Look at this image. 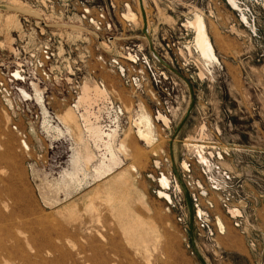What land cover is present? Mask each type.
Listing matches in <instances>:
<instances>
[{
  "label": "rangeland",
  "instance_id": "1",
  "mask_svg": "<svg viewBox=\"0 0 264 264\" xmlns=\"http://www.w3.org/2000/svg\"><path fill=\"white\" fill-rule=\"evenodd\" d=\"M142 2L182 78L138 0H0V264H264V0Z\"/></svg>",
  "mask_w": 264,
  "mask_h": 264
},
{
  "label": "bare ground",
  "instance_id": "2",
  "mask_svg": "<svg viewBox=\"0 0 264 264\" xmlns=\"http://www.w3.org/2000/svg\"><path fill=\"white\" fill-rule=\"evenodd\" d=\"M36 14V13H35ZM126 18H128L130 21H133L135 22V20L137 19L135 14L134 13H128V15H125ZM193 26H194V29H195V32H196V36H195V47L196 49L199 51L200 55L206 59L207 61H209L210 57H211V45H210V42L208 40V37L205 33V30H204V24H203V21H202V18L200 16H196L195 19L193 20ZM210 64V63H209ZM202 75V74H201ZM15 76L17 78L18 77V73L15 72ZM16 78V79H17ZM83 87H85L83 85ZM83 87H82V92H83ZM86 89V88H85ZM88 89V88H87ZM86 92V90H85ZM27 93L25 91H22V96H26ZM84 96V95H83ZM86 97V96H85ZM82 100H84L82 98ZM157 119L158 120H162L164 123H167V118L165 116H163L162 114H157ZM64 122H67L68 120H72L71 119V113H68L67 115L63 116L62 119ZM144 124V130H143V136L145 137V139L147 141H150L153 137L152 135V132H151V129H150V125L148 123V121L145 119L144 122H142ZM75 124H78L77 120H75ZM49 126V125H48ZM78 126V125H77ZM76 126V128L78 129V127ZM57 129H58V126H56ZM88 130L94 134L95 136H98L99 138H102V134H105L106 137H110L111 133L110 132H104L101 130V128H93V127H89ZM32 131V130H31ZM79 136L81 137L82 135V131L79 129ZM78 136V135H77ZM80 137H78L80 139ZM119 149H122L124 150V146L122 144L121 147H119ZM110 152V151H109ZM87 161L86 162H89L90 160L89 159H86ZM77 160L74 159V163L76 162ZM109 162H110V165L113 166V165H116L117 164V158H116V155L114 153H112V151L110 152V158H109ZM103 164V163H102ZM76 167V166H75ZM110 170V167H108L107 169H102L101 166L99 165V167H95L93 169L94 173L98 176V175H101L103 174L104 172H107ZM129 171H136V167L134 165H131L129 167ZM80 172V171H79ZM66 173V172H65ZM77 174V173H76ZM125 171L123 170L122 172L118 173L114 179L116 181L120 180V179H123V177L125 176ZM71 176V175H69ZM77 177V175H76ZM77 179V178H76ZM71 181V180H70ZM69 181V182H70ZM68 182V183H69ZM65 183V182H64ZM66 185V184H65ZM160 185L161 187H163L164 189H166L168 187V181L165 177H162L161 180H160ZM63 190V189H62ZM221 224V222H220ZM131 228V226H130ZM135 228V226H134ZM129 229V228H128ZM126 229V231L128 230ZM133 229V228H132ZM131 229H129V232H132L130 231ZM128 232V231H127ZM126 232V233H127ZM134 232V231H133ZM132 232V236H134ZM99 234V233H98ZM131 234V233H129ZM2 235V234H1ZM128 235V234H127ZM101 236V235H100ZM102 237V236H101ZM128 237V236H127ZM103 238V237H102ZM142 238V237H141ZM92 241V240H91ZM129 241V240H128ZM27 242V241H26ZM144 242V241H143ZM134 243V242H133ZM93 244V243H92ZM100 244V243H99ZM145 244V243H144ZM36 248V247H35ZM99 251V250H98ZM97 253V251H96ZM104 255V254H103ZM79 256V255H78Z\"/></svg>",
  "mask_w": 264,
  "mask_h": 264
},
{
  "label": "water",
  "instance_id": "3",
  "mask_svg": "<svg viewBox=\"0 0 264 264\" xmlns=\"http://www.w3.org/2000/svg\"><path fill=\"white\" fill-rule=\"evenodd\" d=\"M138 4H139V8H140V13H141V17H142V33L144 34V36L147 38L149 46H150V51L153 54V56L157 59L158 63L163 66L164 68L168 69L169 71L173 72L174 74H176L177 76H179L180 78H182L181 74L174 68L172 67L168 62H166L164 60V58H162L157 51L154 49L153 47V43L148 35V30H147V18L145 15V11H144V7H143V2L142 0H138ZM194 106V100L192 99L190 102V105L188 107V109L186 110L185 116L184 118L181 120L175 134L177 133V131L179 130V128L182 126V124H184V122L186 121L187 117L189 116V114L192 111V108ZM174 170H176L174 168ZM176 172V171H175ZM179 178V177H178ZM180 180V179H179ZM190 225L192 228V210L190 208ZM190 240H191V244H192V248H193V252L196 254V256L198 257V259L200 260L201 264H205L204 260L202 259V257L200 256V254L198 253V251L196 250V248L194 247V237L192 234H190Z\"/></svg>",
  "mask_w": 264,
  "mask_h": 264
},
{
  "label": "built area",
  "instance_id": "4",
  "mask_svg": "<svg viewBox=\"0 0 264 264\" xmlns=\"http://www.w3.org/2000/svg\"><path fill=\"white\" fill-rule=\"evenodd\" d=\"M145 64L146 65H148V63L147 62H145ZM19 74V73H18ZM161 75H162V73H161ZM19 77V76H18ZM20 78V77H19ZM20 80H21V78H20ZM3 89L4 91L6 90V86L3 84V83H0V89ZM226 180H230V178H229V176H226ZM228 200V199H227ZM194 201H196L195 199H194ZM197 218H198V220H199V225H200V227L201 228H207L208 227V223H207V220L205 219V218H203L199 213H197ZM236 225H238V224H236Z\"/></svg>",
  "mask_w": 264,
  "mask_h": 264
},
{
  "label": "crops",
  "instance_id": "5",
  "mask_svg": "<svg viewBox=\"0 0 264 264\" xmlns=\"http://www.w3.org/2000/svg\"><path fill=\"white\" fill-rule=\"evenodd\" d=\"M213 61V60H212ZM113 133V129L111 130V134ZM110 138H111V136H110Z\"/></svg>",
  "mask_w": 264,
  "mask_h": 264
}]
</instances>
